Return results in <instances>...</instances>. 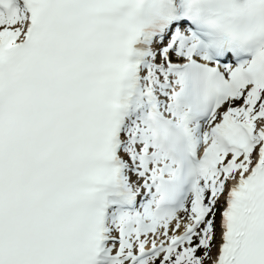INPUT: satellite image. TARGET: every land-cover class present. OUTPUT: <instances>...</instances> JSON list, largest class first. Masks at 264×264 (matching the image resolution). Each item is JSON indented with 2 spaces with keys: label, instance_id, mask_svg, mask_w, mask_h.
Returning a JSON list of instances; mask_svg holds the SVG:
<instances>
[{
  "label": "snow or ice",
  "instance_id": "1",
  "mask_svg": "<svg viewBox=\"0 0 264 264\" xmlns=\"http://www.w3.org/2000/svg\"><path fill=\"white\" fill-rule=\"evenodd\" d=\"M0 264H264V0H0Z\"/></svg>",
  "mask_w": 264,
  "mask_h": 264
}]
</instances>
